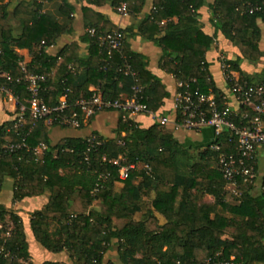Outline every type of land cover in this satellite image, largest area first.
<instances>
[{
  "label": "trees",
  "instance_id": "1",
  "mask_svg": "<svg viewBox=\"0 0 264 264\" xmlns=\"http://www.w3.org/2000/svg\"><path fill=\"white\" fill-rule=\"evenodd\" d=\"M10 1L0 0V85L12 90L18 104L15 119L0 125V193L3 183L10 178L14 181V201L50 194L48 204L31 218V230L38 244L52 254L66 252L72 264H104L114 241H118L123 264H264V192L260 183L253 186L240 181L241 196H232L218 168V153L210 147L185 148L173 131L159 123L144 129L131 118L124 120L121 113L116 138L105 139L95 133L92 136L101 142L95 148L88 143L91 136L66 138L58 143L50 138V127L83 129L86 125L83 117L78 129L62 125L57 115L49 126L45 120L34 125L27 110L25 128L14 131L20 106L29 109L31 100L26 84L17 82L23 63L17 50H37L27 67L34 74L48 76L41 84V98L51 108L59 106L65 97L74 110H78L80 99L94 94H101L107 102L126 100L140 88L141 102L156 113L169 93L147 70L146 58L131 51L127 30L118 29L102 15L84 8L88 34L83 40L90 46V58L82 62L76 43L56 57L45 53V48L64 32L50 15L42 13L43 4L55 0H31L17 5L12 13ZM62 2L70 18L73 8L66 4L67 0ZM94 2L111 3L116 11L124 2L129 14L139 15L146 0ZM153 2V12L139 28L142 38L163 50L162 67L179 83L202 95L213 96L224 107L227 97L216 87L206 62L214 42L213 37L203 32L200 22L199 12L206 0ZM247 2L261 5L264 0H216L213 16L217 30L240 50L243 59L256 63L262 58L258 21L264 22V11L246 13ZM11 15L22 26L19 36L14 33ZM173 18H178V22ZM91 30L96 34L92 35ZM114 32L124 35V43L120 51L109 54V48L99 37ZM75 62L85 70L73 69ZM226 63L239 70L237 63ZM128 65L135 76L125 75L124 68ZM53 71L55 76L51 77ZM5 75L13 79L12 83L2 77ZM227 83L230 90L233 83ZM245 83L262 85L264 75L256 78L240 71L239 84ZM92 85L98 90L91 92ZM185 89L179 88V92ZM241 108L249 113L250 119L243 120L241 116L233 119L239 126H245L254 112ZM64 115H68V110ZM228 136L220 141L227 152L234 149L227 142ZM24 140L27 148L13 153L3 148ZM41 144L47 148L37 156L35 150ZM116 161L121 166H136L128 180L119 179L120 166L114 164ZM263 164L262 160L257 166L259 174ZM259 181H264V172ZM118 183L123 186L118 187ZM152 195L155 198L151 203L148 201ZM206 196L214 201L206 203ZM147 202L153 211L138 220L137 215ZM156 214L166 223L160 224ZM9 230L10 236L6 238ZM0 264H33L23 220L2 204Z\"/></svg>",
  "mask_w": 264,
  "mask_h": 264
},
{
  "label": "crops",
  "instance_id": "2",
  "mask_svg": "<svg viewBox=\"0 0 264 264\" xmlns=\"http://www.w3.org/2000/svg\"><path fill=\"white\" fill-rule=\"evenodd\" d=\"M216 0H206L205 5L200 10V22L203 32L214 38V42L206 55V62L208 64L211 77L220 92L227 97L228 103L233 112L237 116H241L244 111L237 103L234 97L230 94L226 74L223 69L224 61L237 63L239 70L232 68V73L236 78H240V71L251 76L259 78L264 75V22L258 21V26L261 30V40L259 48L262 52V58L259 62L253 63L243 59L240 50L235 47L230 40H228L222 31L217 30L216 19L213 16V5ZM31 0H11L10 12L19 4L30 3ZM68 5L72 6L73 12L70 18L64 11V3L62 0H55L51 3H44L42 13L50 15L58 24L64 28V32L60 34L53 43L45 48V53L51 57L58 56L67 46L76 43L78 45V56L82 62H86L90 58V46L83 39L88 34V27L84 15V8H88L95 13L102 15L107 21L118 29L127 30L128 44L132 52L143 55L147 70L157 77L162 84L166 87L169 97L164 101L162 107L158 112L152 114H143L131 116L135 122L141 125L142 128L148 129L154 126L157 122L156 118H168L170 124L165 126L167 129L173 131L175 137L185 148L207 149L211 146L214 140V131L211 127H205L199 132L187 131L184 129L176 130L174 123L177 120L176 112V97L179 93V81L173 74L166 72L162 65L164 56L163 50L158 47L154 42L144 40L140 34L141 23L144 19L153 12V0H146L145 6L139 15L129 14L126 17L121 16L111 3L102 5L95 4L94 0H67ZM14 33L19 36L22 34V26L18 20L11 15ZM175 23L178 18L172 19ZM164 24H161L163 26ZM164 33L161 34V36ZM37 50L33 52L29 50H17V53L22 58L25 65L31 64ZM241 60V61H240ZM62 63V59L59 64ZM72 67L81 72L85 70L81 67L79 62H75ZM55 76V71L51 73V77ZM258 76V77H257ZM89 90L95 92L98 87L95 85L90 86ZM17 98L15 96L9 97L0 94V125L10 123L15 119L17 110ZM120 113L116 111H104L92 119L86 120V125L81 130L64 129L60 127H50V138L54 143L66 138H86L93 134H98L105 139L116 138V130L118 129L120 121ZM49 126L50 124L47 123ZM140 181V180H139ZM118 187L123 184L118 183ZM50 194L47 193L42 197L29 198L21 202L14 201V181L10 178L6 179L3 183L0 193V204L4 205L9 212L17 214L25 225L26 238L30 246V254L33 264H46V263H64L72 264L69 255L64 252L61 254H52L43 249L36 241L34 234L31 230V218L36 211L42 210L49 202ZM155 195L150 197L153 201ZM206 203H212L214 200L210 196L204 198ZM142 207V210L137 215L140 220L142 216L150 211L153 207L148 203ZM152 203V202H151ZM160 224H165V219L156 214ZM11 223V222H10ZM12 224V223H11ZM104 264H123L120 261L118 241H114L110 250L105 255Z\"/></svg>",
  "mask_w": 264,
  "mask_h": 264
},
{
  "label": "built area",
  "instance_id": "3",
  "mask_svg": "<svg viewBox=\"0 0 264 264\" xmlns=\"http://www.w3.org/2000/svg\"><path fill=\"white\" fill-rule=\"evenodd\" d=\"M118 13L126 17L129 15L127 4L122 2L118 8ZM246 13L253 15L257 12L264 11V2L261 5H255L250 2L245 4ZM90 33L95 35V30ZM103 45L109 48V54L113 51H120L124 43V35L114 32L106 36L99 37ZM45 44V43H44ZM22 76L17 82H24L27 90L31 94L29 109L24 105L20 106L17 122L14 131L23 130L27 124L26 111L30 113L33 124L45 120L46 123L53 122V116L57 115L61 119L62 125H68L72 128H80L82 117L84 121L96 116L106 110L112 109L123 115V119L127 120L131 116L152 114L147 105L141 102V89H135V95L126 100H117L115 102H107L101 94H94L90 98H82L77 102L78 110L70 108L66 97L62 103L56 108L49 107L41 98V84L46 82L48 76L38 75L29 71L27 65L21 64ZM223 69L226 74L227 81L233 83L229 90L237 103L246 110L254 112L253 118L245 126H239L234 117L237 115L233 112L231 106L227 103L224 107H220L213 96H205L198 91H192L190 86L179 84L180 88L185 87L184 92H179L176 97L177 120L174 123L176 130L184 129L187 131L199 132L205 127H211L214 131V140L210 148L218 153V168L222 173L225 181L228 183L227 191L234 197H240L239 182L245 185L259 184L261 191L264 192V181L260 180V174L257 169L260 161H264V84L259 86H249L239 84V78L232 73L231 65L226 61L223 63ZM125 75H133L131 67L128 65L124 68ZM12 83L13 79L8 76H2ZM192 82L195 83V80ZM0 94L13 97L12 90L6 86L0 85ZM18 104V102H17ZM205 106H209L205 108ZM68 110V115L63 114ZM243 120L250 119L249 113L245 112L241 115ZM157 122L165 127L170 124L168 118H156ZM32 129V128H31ZM227 135V142L234 146V149L225 151L220 141ZM91 148L101 145L98 138L91 136L88 139ZM25 140L21 144H7L3 148L10 152H16L23 148H27ZM46 145L41 144L35 153L37 156L43 154ZM120 166L119 179L126 181L130 178L132 171L136 169L135 165H123L120 161L114 162ZM11 230L7 231L5 237H9Z\"/></svg>",
  "mask_w": 264,
  "mask_h": 264
},
{
  "label": "rangeland",
  "instance_id": "4",
  "mask_svg": "<svg viewBox=\"0 0 264 264\" xmlns=\"http://www.w3.org/2000/svg\"><path fill=\"white\" fill-rule=\"evenodd\" d=\"M264 172V164L261 166L260 175H262ZM9 228H12V224L9 223Z\"/></svg>",
  "mask_w": 264,
  "mask_h": 264
}]
</instances>
